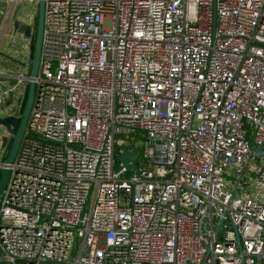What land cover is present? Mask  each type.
I'll return each instance as SVG.
<instances>
[{
    "label": "built area",
    "instance_id": "obj_1",
    "mask_svg": "<svg viewBox=\"0 0 264 264\" xmlns=\"http://www.w3.org/2000/svg\"><path fill=\"white\" fill-rule=\"evenodd\" d=\"M45 1L0 258L264 264V0Z\"/></svg>",
    "mask_w": 264,
    "mask_h": 264
},
{
    "label": "crops",
    "instance_id": "obj_2",
    "mask_svg": "<svg viewBox=\"0 0 264 264\" xmlns=\"http://www.w3.org/2000/svg\"><path fill=\"white\" fill-rule=\"evenodd\" d=\"M35 4L38 6L37 2ZM38 7L19 16L8 33L6 30L12 11L3 24L4 11L0 9V117L18 113L25 85L30 79L28 63L33 56Z\"/></svg>",
    "mask_w": 264,
    "mask_h": 264
},
{
    "label": "water",
    "instance_id": "obj_3",
    "mask_svg": "<svg viewBox=\"0 0 264 264\" xmlns=\"http://www.w3.org/2000/svg\"><path fill=\"white\" fill-rule=\"evenodd\" d=\"M37 3L39 6L37 34L32 45L33 56L28 63V74L30 79L25 85L24 95L18 113L16 115L14 114L6 117H0V126H3L10 135L7 148L2 156V160H5L6 164H13L18 155L36 97V79L38 78L40 71L46 1L38 0ZM136 151L137 149L130 150L129 146L128 150L125 151L121 156L123 164L129 171H136V168L131 165V160L137 158ZM10 176V167H4L0 170V196L3 194L5 188L7 187ZM222 223L223 220H221V223L216 230V235L219 233V229ZM0 264H5L2 258H0Z\"/></svg>",
    "mask_w": 264,
    "mask_h": 264
},
{
    "label": "rangeland",
    "instance_id": "obj_4",
    "mask_svg": "<svg viewBox=\"0 0 264 264\" xmlns=\"http://www.w3.org/2000/svg\"><path fill=\"white\" fill-rule=\"evenodd\" d=\"M12 4H13L12 1L0 0V9L4 11L3 24L5 23L9 12L12 11L9 14L10 20L7 25L8 27L6 33L10 32L13 22L19 16L26 15L29 12H32L33 10L37 9L38 7L37 4H35V1H31V0H19L16 2V4L13 7ZM9 138H10L9 133L4 129L3 126H0V160H2V156L7 148Z\"/></svg>",
    "mask_w": 264,
    "mask_h": 264
},
{
    "label": "trees",
    "instance_id": "obj_5",
    "mask_svg": "<svg viewBox=\"0 0 264 264\" xmlns=\"http://www.w3.org/2000/svg\"><path fill=\"white\" fill-rule=\"evenodd\" d=\"M37 24H38V17H37V21H36V34H37Z\"/></svg>",
    "mask_w": 264,
    "mask_h": 264
}]
</instances>
